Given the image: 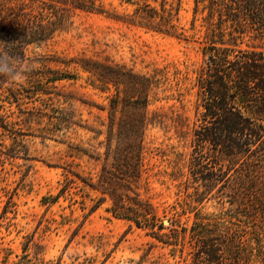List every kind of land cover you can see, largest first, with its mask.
Wrapping results in <instances>:
<instances>
[{
    "label": "rangeland",
    "instance_id": "1",
    "mask_svg": "<svg viewBox=\"0 0 264 264\" xmlns=\"http://www.w3.org/2000/svg\"><path fill=\"white\" fill-rule=\"evenodd\" d=\"M101 1L111 13L126 8L121 0ZM193 7L194 0H180L176 23L186 34ZM71 20L52 39L29 47L25 63L40 67V57H85L124 64L140 73L166 72V81L147 107L146 189H140L163 227H154L153 234V229L114 217L105 210L109 201L98 202L101 192L84 182L95 183L98 178L100 164L88 154L104 150L96 147L104 135L94 139L90 128L108 122V97L114 87L101 91L80 66L49 61L52 68L76 72L77 79L56 82L50 90L52 100L37 93L4 102L0 109V264H17L24 253L30 264H196L190 231L195 212L227 235L217 246L216 264H264V222H250L251 203L240 208L233 193L238 174L245 169L264 174V161L254 165L252 158L244 157L233 163L211 145L204 146L202 159L193 158V130L198 123L194 78L203 59L200 20L196 34L187 39L93 12L77 10ZM28 80L22 77L25 86ZM54 91L69 100L63 102ZM58 109L71 110L79 124L59 128ZM219 172L223 177L211 180ZM66 176L73 182L62 193ZM245 192L243 202L253 197ZM95 202L98 207L90 210ZM239 210L247 213L240 222Z\"/></svg>",
    "mask_w": 264,
    "mask_h": 264
},
{
    "label": "trees",
    "instance_id": "2",
    "mask_svg": "<svg viewBox=\"0 0 264 264\" xmlns=\"http://www.w3.org/2000/svg\"><path fill=\"white\" fill-rule=\"evenodd\" d=\"M121 2L126 8L119 14L107 11L101 0H0V56L10 58L20 74L15 79L0 74V109L4 102L19 101L37 93L47 94V100H52L50 90L56 82L77 79L76 72L52 68L49 61L80 66L91 74L92 86L101 91L114 87L108 97V122L106 125L101 122L100 128H90L94 139L104 135L96 143V147L103 146L104 150L88 154L100 164L98 178L95 183L82 180L101 192L98 202L109 201L105 210L111 215L153 229L156 234L154 227L161 229L162 223L150 199L140 191L146 189L143 136L150 120L147 107L166 81V72L155 69L151 74L140 73L124 64L85 57H40L37 59L41 66L33 67L25 63L29 59L28 48L68 28L77 10L105 14L146 31L184 39L196 34V21L200 20L203 59L194 78L198 123L193 130L196 153L193 158L202 159L204 146L211 145L222 159L235 163L246 157L252 158L254 165L260 164L264 161V0H194L188 34L176 23L180 0ZM242 43L245 48L240 46ZM24 75L30 79L27 86L22 82ZM53 94L60 95L63 102L69 100L64 93ZM58 111L59 128L79 124L72 119L71 110ZM73 175L78 177L76 173ZM221 177L223 173L219 172L211 180L218 181ZM72 182L73 178L66 176L61 192L67 191ZM234 185L239 207L251 203L250 222H264L262 170L241 171ZM245 191L253 197L243 202L241 194L247 195ZM98 202L90 210L98 207ZM243 216L247 213L239 210V222ZM194 218L190 228L196 243L194 262L216 264L217 246L221 237L227 235H221L216 223L204 221L196 212ZM241 236L234 235L236 239ZM17 264H30V258L24 253Z\"/></svg>",
    "mask_w": 264,
    "mask_h": 264
},
{
    "label": "clouds",
    "instance_id": "3",
    "mask_svg": "<svg viewBox=\"0 0 264 264\" xmlns=\"http://www.w3.org/2000/svg\"><path fill=\"white\" fill-rule=\"evenodd\" d=\"M0 74L7 75L13 79L20 75L13 66L11 59L6 56H0Z\"/></svg>",
    "mask_w": 264,
    "mask_h": 264
},
{
    "label": "water",
    "instance_id": "4",
    "mask_svg": "<svg viewBox=\"0 0 264 264\" xmlns=\"http://www.w3.org/2000/svg\"><path fill=\"white\" fill-rule=\"evenodd\" d=\"M167 222L166 220L164 221V223Z\"/></svg>",
    "mask_w": 264,
    "mask_h": 264
}]
</instances>
